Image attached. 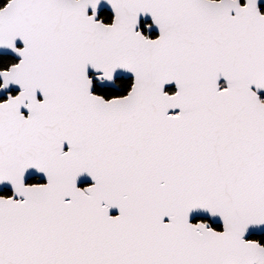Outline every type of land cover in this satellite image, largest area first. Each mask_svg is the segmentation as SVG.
<instances>
[{"label": "snow or ice", "instance_id": "6c2138e0", "mask_svg": "<svg viewBox=\"0 0 264 264\" xmlns=\"http://www.w3.org/2000/svg\"><path fill=\"white\" fill-rule=\"evenodd\" d=\"M100 3L0 7L20 56L0 69L19 87L0 100V264H264L245 239L264 225L261 0H108L111 23ZM121 70L123 92L94 91Z\"/></svg>", "mask_w": 264, "mask_h": 264}, {"label": "water", "instance_id": "95a60500", "mask_svg": "<svg viewBox=\"0 0 264 264\" xmlns=\"http://www.w3.org/2000/svg\"><path fill=\"white\" fill-rule=\"evenodd\" d=\"M261 4H264V0H261ZM104 10H107L108 12H110L114 17V11H113L111 5L108 3V0H101V3H100L98 10H97V19H100V14ZM88 11H89V14H91L93 10L91 7H89ZM100 20H102V19H100ZM147 22H149V24H151L152 26H151V28L147 27L148 33L146 35H150L152 33H155L158 36L159 35V28L152 22V18L150 16V14L149 15H143V14L141 15L140 24L138 26L139 30L143 31L141 28V25H142V23H147ZM17 46L22 47V43L20 41H17ZM0 55H9V56H12L13 58L17 59L18 61L20 59V56L15 51H13L11 48H8V47H0ZM90 75H93V77H95V73L92 72L91 69H90ZM120 78L132 79L130 74H127V73L123 72L122 70L118 71L117 76H116V80L120 79ZM0 81L2 84L3 83L2 77H0ZM221 82H223V79ZM97 84L101 87H105V86L111 87L117 91H119V89H120L116 82H113L111 84H107V82H106L105 85H101L99 82H97ZM170 87L175 88V85L174 84L169 85V86H167V89ZM12 90L18 92L19 87L13 84L9 88H6V89L0 88V99L4 98V97L7 98L8 93L11 92ZM261 93H264V90H260L259 94H261ZM25 112H26V110H25ZM33 177H39V181H45L46 182V179L43 176V174L37 172L35 169L29 170V172L26 174V182L30 178H33ZM87 182H91L90 178ZM82 184H84V181H81V185ZM6 189L10 190L13 193V189H12V186L10 183L5 182L4 184L0 185V193L4 192ZM115 212H116V210L114 209L113 213L115 214ZM196 219L204 220L205 222H207L212 227H213V225H219L221 227L220 230H222V222L219 219V217H213L209 213L202 211V212H197L193 215V217H192L193 222ZM262 234H264V225H253V226L249 227V229L245 235V239L256 240V239H253L252 237L253 236H259Z\"/></svg>", "mask_w": 264, "mask_h": 264}, {"label": "trees", "instance_id": "16d2710c", "mask_svg": "<svg viewBox=\"0 0 264 264\" xmlns=\"http://www.w3.org/2000/svg\"><path fill=\"white\" fill-rule=\"evenodd\" d=\"M6 3H7V0H0V7H3ZM101 18L103 19L104 22H110L112 20V15L109 12L104 11L101 14ZM143 30L146 31V29H143ZM13 61L14 60L11 56L0 55V69L7 68ZM129 82H130L129 80H124V79L117 81L118 86L121 89V92H123L128 87ZM96 90L108 96L114 93H119L116 90L110 89V88L100 89L99 87H96ZM168 90L173 91V88H169ZM253 238L258 240L261 244H264V234L259 235V236H253Z\"/></svg>", "mask_w": 264, "mask_h": 264}, {"label": "flooded vegetation", "instance_id": "af4514ba", "mask_svg": "<svg viewBox=\"0 0 264 264\" xmlns=\"http://www.w3.org/2000/svg\"><path fill=\"white\" fill-rule=\"evenodd\" d=\"M245 2V0H241V3H244ZM261 9H262V11H264V4H261ZM104 11H107V10H104ZM104 11H102V12H104ZM102 12H101V14H102ZM108 12V11H107ZM110 13V12H109ZM101 14H100V19H102L101 18ZM111 14V13H110ZM112 15V14H111ZM112 18H113V15H112ZM103 20V19H102ZM105 23H111V21L110 22H105ZM149 24V22H147V23H142V25H141V28H142V30L143 29H146V31H144L143 30V32L145 33V34H147L148 33V28H147V25ZM150 37H152V38H155L157 35L155 34V33H152V34H150L149 35ZM9 56V55H8ZM12 57V56H11ZM13 58V57H12ZM13 62L11 63V64H13V63H17L18 62V60L17 59H15V58H13ZM11 64L8 66V67H10L11 66ZM131 80V79H125V78H120V79H117L116 80V83H117V81H119V80ZM94 83H95V89H94V91H97L96 90V87H99L100 89H105V88H110V89H113V88H111V87H107V86H105V87H101V86H99L98 84H97V82H95L94 81ZM223 83V82H222ZM0 84H1V81H0ZM117 85H118V83H117ZM119 87V86H118ZM120 88V87H119ZM170 88H173V91L175 90V88L174 87H170ZM169 89V88H168ZM167 89V90H168ZM115 90V89H114ZM117 91V90H116ZM98 92V91H97ZM117 92H119V93H121V89H119V91H117ZM11 93L13 94V95H15L16 93H17V91H14V90H12L11 91ZM260 96H261V98L262 99H264V93H261L260 94ZM4 99H7L6 97H4V98H1L0 100H4ZM40 182H45V181H39V177H33V178H30L26 183H40ZM81 186H83V184L81 185ZM1 195H3V196H9V195H12V192L10 191V190H8V189H6L4 192H1L0 193ZM197 220H200V219H196L194 222H196ZM213 227H215V228H217L218 230H220L221 229V227L219 226V225H213ZM253 238V237H252ZM253 239H255V238H253Z\"/></svg>", "mask_w": 264, "mask_h": 264}]
</instances>
